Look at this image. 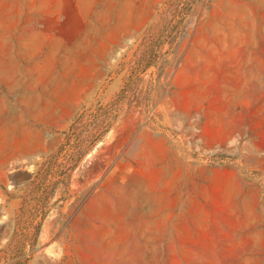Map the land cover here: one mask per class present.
Segmentation results:
<instances>
[{"label":"rangeland","instance_id":"rangeland-1","mask_svg":"<svg viewBox=\"0 0 264 264\" xmlns=\"http://www.w3.org/2000/svg\"><path fill=\"white\" fill-rule=\"evenodd\" d=\"M4 185L0 264H264V0H0Z\"/></svg>","mask_w":264,"mask_h":264},{"label":"crops","instance_id":"crops-1","mask_svg":"<svg viewBox=\"0 0 264 264\" xmlns=\"http://www.w3.org/2000/svg\"><path fill=\"white\" fill-rule=\"evenodd\" d=\"M0 203V248L6 249L23 203L19 186L9 192L6 185L0 188Z\"/></svg>","mask_w":264,"mask_h":264}]
</instances>
